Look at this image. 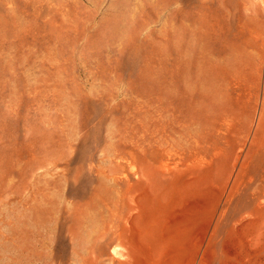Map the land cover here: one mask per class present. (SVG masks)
Here are the masks:
<instances>
[{
	"label": "rangeland",
	"instance_id": "1",
	"mask_svg": "<svg viewBox=\"0 0 264 264\" xmlns=\"http://www.w3.org/2000/svg\"><path fill=\"white\" fill-rule=\"evenodd\" d=\"M0 264H264V0H0Z\"/></svg>",
	"mask_w": 264,
	"mask_h": 264
}]
</instances>
